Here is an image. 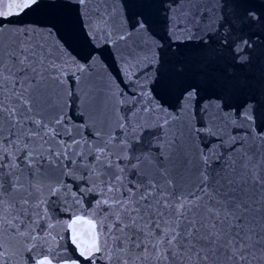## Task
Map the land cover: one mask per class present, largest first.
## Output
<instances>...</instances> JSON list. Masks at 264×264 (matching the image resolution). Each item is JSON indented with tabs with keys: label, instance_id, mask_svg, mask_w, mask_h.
Returning <instances> with one entry per match:
<instances>
[{
	"label": "snow or ice",
	"instance_id": "6c2138e0",
	"mask_svg": "<svg viewBox=\"0 0 264 264\" xmlns=\"http://www.w3.org/2000/svg\"><path fill=\"white\" fill-rule=\"evenodd\" d=\"M22 14L35 18L15 27L11 17ZM66 19L85 55L65 40ZM257 27L264 12L250 0H0V264L21 251L27 264H264ZM133 34L140 39L129 45ZM109 44L121 67L94 81L97 63L109 67ZM203 100L219 111L238 100L245 135H217L201 149L194 138L212 135L208 127L188 121L171 133ZM109 103L123 113L114 129ZM69 192L74 204L91 198V216L70 220L78 255L57 259L41 243L43 221L52 198Z\"/></svg>",
	"mask_w": 264,
	"mask_h": 264
},
{
	"label": "water",
	"instance_id": "95a60500",
	"mask_svg": "<svg viewBox=\"0 0 264 264\" xmlns=\"http://www.w3.org/2000/svg\"><path fill=\"white\" fill-rule=\"evenodd\" d=\"M250 2L258 8L261 12H264V0H250ZM205 3L212 4L213 0H205ZM35 17L31 15H20V16H13L11 19L13 21L18 22L15 27L25 25L27 26L28 23L33 20ZM61 31L64 35L65 40L81 55H85L89 49L83 45L82 40L79 37L78 30L75 27L74 20H63L61 21ZM158 34L166 40L167 37L161 27L157 29ZM250 31L256 32V35L251 37L252 41L256 42L257 44L264 45V28H254ZM140 38L137 34H133L132 39L129 41V45H132L134 41H138ZM103 43V41H100ZM123 48V44L120 45ZM104 60L108 64V68L106 69L103 64L97 63L93 69V79L94 81H99V76L96 73L103 74L107 79H111L109 75V70L111 73H116L119 71L120 65V56L117 53V49L113 47L111 44L108 45L107 48L104 50ZM99 61V57H97ZM91 87V82L85 83V88ZM207 95V94H205ZM103 100V97L101 98ZM167 105H170L169 111L170 112H180L179 104L177 103L174 97L168 98L166 97ZM231 107L228 111H219L216 101H208L203 100L198 102V106H194L192 104L188 105V111L186 113H181L177 120L175 121V127H173L170 132L178 134L180 129L183 127L182 122H188L192 125H196L200 127L204 125L211 129L212 135H209L206 131H201L199 136L194 138L193 146L203 148V143H208V141L215 139L217 135L219 136H226L232 133H238L241 136H244V128L248 127V125L237 116V107L239 105L238 100H234L230 102ZM208 107L207 114L204 113L203 108ZM120 105H113L109 103L108 105V124L112 126L114 129L115 120L117 117L122 116L123 113L119 111ZM105 112L104 104H100V114L97 116L98 123L103 120V113ZM195 112V115H193ZM218 113V115H217ZM131 115V114H129ZM223 118V119H221ZM224 121H227V125L225 126ZM64 179V177H61ZM68 182L71 187L74 188L75 184L78 182V174L77 179L73 180L72 177H68ZM46 195V193H45ZM90 197H85V203L83 205H78L73 203V199L71 197V192L67 194V199L64 198L63 195L59 197V199L53 197L52 203L48 205V219L43 221L44 232L43 235L47 239V243L41 241L43 243L45 250L49 247L52 248L55 256L59 259L62 256H72L73 253H77L75 245L72 244L71 238L72 233L71 230L67 228V224L70 222L71 219H74L76 216H85V218H89L91 216V209L85 212L83 209L88 208V201ZM95 202L92 201V205L94 207ZM51 224L53 227L48 229V225ZM78 230H82L86 228V226L78 225ZM48 232H51V236L48 235ZM55 236L56 239L53 240L51 237ZM86 238V237H85ZM23 247H27V245H23ZM83 259V258H81ZM11 264H27L26 261V254L24 252H20L12 261ZM53 264H57V261L54 260ZM60 264H69L64 260H60ZM84 264H88L87 261H84Z\"/></svg>",
	"mask_w": 264,
	"mask_h": 264
}]
</instances>
